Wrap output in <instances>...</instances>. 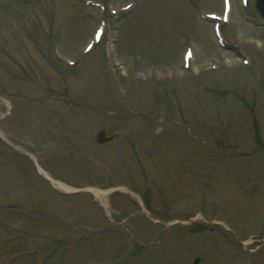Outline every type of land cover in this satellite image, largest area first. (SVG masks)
<instances>
[{"label":"rangeland","instance_id":"374dc122","mask_svg":"<svg viewBox=\"0 0 264 264\" xmlns=\"http://www.w3.org/2000/svg\"><path fill=\"white\" fill-rule=\"evenodd\" d=\"M13 1L16 0H0V24H4L7 19L4 7L10 5L13 13V7L17 6ZM17 1H20L22 5L20 16L23 18H20V22L15 24L13 28H11V24L6 25L5 28H0V55L3 57V59L0 57V92L5 96L12 95L15 105L22 100L27 102L26 104L24 103V106H20L10 119L2 118L0 127L6 133L12 134L13 139L17 142L26 140L32 146L37 145L39 148L44 147L46 143L48 144L47 141L50 139L48 138V133L52 130H57L56 137L51 135L54 137L52 141L60 147L61 151L59 154H65L68 157L60 166L58 164L55 165L56 170L60 174L66 176L73 172L72 174L75 173L77 176L76 180L82 181L79 183H86L87 180L90 181L92 178L95 182L101 181L97 176L93 175L94 173L91 172L87 165L83 164V159L79 156H85L91 152L89 151L91 150V144L87 140L99 129H104L109 135H113L116 138L115 146L111 145L110 149L105 151L103 148H98L99 159L103 161L108 162V160H111L110 151L112 147H114L113 150L119 148L120 145H124V141L127 139L138 143V139L142 135H153L156 140L154 141L155 148L156 150L158 149V152L166 148L171 151L172 146V148H175L174 150L179 149L178 151L184 154V157L188 160V166L193 164L196 169L211 168L208 171L206 170L204 174L200 173L203 170L198 172L200 174L198 177L200 182H208L210 180L209 182L215 184L218 178L223 176L222 173H226V175H231L236 181V187H233V189H237L238 193L242 190L241 184L245 185L241 175H238L240 172L236 174L239 171L238 167L256 166L258 161L263 162V156L258 155L257 157L254 156L250 162L252 164L249 165L246 162L250 158L244 157V154L242 155L246 151L239 152L241 149L247 151L256 150V139H260L264 143V55L261 54L264 46V21L254 8V0H250L247 8L241 5L240 0H232L231 25L228 26L226 37L230 43L239 41V49L233 45H227L226 49L217 46L211 31L212 24L201 17L203 12L214 11L221 13L222 0H141L138 10L132 16L128 17L125 15L126 18L128 17L125 20H122V16L117 18L116 24H119L118 43L114 49L127 66L126 72H124V69L114 70L115 77L120 84H113L112 79L108 81V75L105 72V55L103 57L99 56V58H97L98 55L91 58L80 57L78 51L98 24L94 19V15L97 13L96 8L92 9L89 6H85L80 0ZM127 1L116 0L115 2L112 1V4L115 7ZM232 32L234 33L232 34ZM51 33L54 34L55 38L52 49L57 48L69 58H81V66L67 70L64 86L57 84L58 81L55 78L49 79V72L52 73L54 71L49 68L43 58L46 52H52L51 47L47 49L45 46L46 38ZM190 41H192L191 45L195 49L197 58L193 67H196L197 70L212 62L218 63L220 60L225 61V59H227L230 66H238V64H241L242 58H249L254 67L251 72L247 69L236 74L220 72L210 77H204L206 86H212L214 90L220 92L215 98L200 89L196 90L193 86L197 85L190 81L166 88L162 86L156 87L152 85L153 83L142 82L144 79L145 81L156 80V78L164 79L163 73L170 74L174 67L183 70L182 53L184 46L182 45ZM249 41L255 42V46L251 45V47H248ZM258 45L261 53L258 51ZM45 70L48 71L46 75L48 76L46 77L48 88L40 89L27 79L30 76L29 73L41 75ZM99 72L107 82L101 79ZM152 77L154 79H151ZM38 81L43 84L42 80ZM121 82L125 84L128 88H126L127 90L122 88ZM218 87H224V90L218 89ZM64 88L80 104L79 109L68 111L64 109L66 106L63 103L48 99L49 95L56 94L55 91L57 89ZM225 88L235 92L234 94H238L239 98L243 99L244 102L251 103L250 106L253 107L252 110L256 113L255 120L252 119L253 116L249 108L237 104L225 94L227 92ZM44 95H47L46 102L32 103L28 101L30 97L35 98ZM119 96L127 100L126 106L128 109L124 103L121 106L117 101L116 98ZM142 108L154 111L158 118L161 119L162 125H160L159 119L152 120L146 118L147 116L140 118L138 115L136 117V114H133V111ZM4 110H6L5 105L0 101V118ZM105 111H108V113H104ZM181 114L187 118L184 123L187 132H181L182 136L178 135L173 141L169 133L176 134L177 125L182 124ZM170 123L174 124L171 126ZM195 129L206 140L197 134ZM165 133H167V137H165L166 135L164 136ZM184 135H187L188 138L184 137ZM87 142L89 144L88 147ZM3 143L0 142V202L4 201L6 203H1L0 206L19 204L22 209L33 208L32 211L35 210V213H41V215L58 213L71 217V213L75 212L77 220L84 223H92L93 215L88 212V207H92L89 199H78L79 201L76 200L78 202L75 203L73 200L57 198L48 189V185L43 182L35 185L28 183L26 185L23 182L24 178L15 172V170H18V166L14 165L15 170H13L12 166L8 164V161H10V155L8 154L11 153H9ZM143 144L144 146H141L139 150L140 155H137L140 158L138 164L141 165L138 166L137 163H132V166L129 165V167L131 166L129 172L128 168L122 173L118 172V176L120 177L119 179L125 177L126 181L129 180L128 184L131 187L135 183L130 181V179H137L138 185L147 186L146 188L155 191L153 178L149 176L147 160H142L146 158L145 156L142 158L143 154H145V151L142 154V150L149 143L145 144L144 141ZM66 145L67 148H65ZM149 148L153 147L150 145ZM212 149H226L227 151H223L226 153V158L221 153H212V151L215 152ZM66 150L74 153V155H69L70 153L66 152ZM35 151V153L40 154L38 150ZM16 152L23 156L15 153L14 156L17 160H21L20 158L27 160L26 155L24 156L19 151ZM192 159L195 160L193 163ZM76 160L79 162V168L68 170L70 168L66 167L65 164L71 166L74 161L77 162ZM211 170L212 172H210ZM246 170L247 168L243 170L242 176L245 175ZM176 172L177 170H175ZM218 183L215 192L222 198L221 210H217L214 207L208 208L207 211L213 216L226 218L230 211L227 212L228 210L223 207L232 192V186L227 184L225 180ZM9 186L15 187L10 188ZM251 188L253 189L254 187H247V191H251ZM135 190L139 189L135 188ZM167 190L160 189L161 193H164L165 199L167 193L170 194V197L174 196V194L181 197L189 193L190 185L184 179L183 181L177 180L170 186L168 192ZM207 190L209 195L210 192L213 194V189L207 188ZM13 191L16 192L12 197L11 194H7ZM139 191L144 194L141 190ZM238 193H235L234 202L240 200ZM243 193L244 191L239 194ZM246 195L244 193V196ZM186 196L188 197V195ZM149 199L151 200V198ZM123 204L120 208L126 211V206ZM243 207L244 205L240 200L237 208L235 207V210H232L233 212L231 213L236 215V211L238 212ZM247 208L248 206H246ZM22 213V211H11V216L4 217V221L24 226V229H30L31 226H35L38 229L44 224L40 229L46 227V230H44L46 235L49 236L41 237L38 240L41 243L53 241L59 230L67 231V233L71 231L76 234L74 232L75 224L68 219H62L61 223L63 226L60 227V222L56 220H52L54 223L44 219L40 221L29 220L28 222L27 220H21L19 218L23 216L19 214ZM259 213L254 212L253 216H250L251 213H249L250 217L246 215L243 220L248 218L252 222L254 220L253 217L259 218L261 215ZM233 218L240 230L245 229L241 226H247L249 225L248 223H251L247 219V222L241 224V222L238 223L237 218L232 216ZM37 222H40L41 225L32 224ZM3 225L5 224L0 223V227ZM133 226L136 227L137 238L144 243L155 242L162 234L156 228L149 225L144 226L142 221L135 222ZM261 227L264 228V226ZM197 230L202 234L205 233V238L207 239L204 243L200 241L199 243L207 250H214L211 243V235L209 237V233L204 231L205 226L199 227ZM0 234H2L1 229ZM76 236L78 240L85 239L84 233ZM109 237L93 240L95 248L92 243L89 249L86 248L88 244L84 240L83 244L72 249H66L59 255L55 254V250H53V254L50 251L48 252V257L37 253L32 254L31 257L38 260L37 264H64V261H70L68 264H82L87 261V257L92 255H96L98 258L102 256L101 259L105 258L103 255L112 257L117 254L113 246L120 243V237L116 235ZM71 238L76 239L75 237ZM181 238L183 239V237ZM162 239L163 242L159 246L167 244L166 248L174 249L172 248L173 246H168L170 242L166 241L167 234H164ZM91 241L92 239L88 240V242ZM37 245L38 243L33 246ZM49 245L51 248L54 247L52 243ZM180 245L184 247V250L189 251L187 256H183L182 252H177L174 254L175 256L173 255V261L164 259L162 262L155 261L153 264H189L193 256L202 253L196 249L197 246L194 248L195 251L191 252L192 247L184 240H182ZM225 247L229 248L230 245L227 244ZM105 248L108 249L104 250ZM6 249L8 247L1 248L0 254L4 253ZM9 249H12V247ZM102 249L106 251L103 252L104 254L100 252ZM152 250L156 251V249ZM89 251L94 252L91 253ZM83 258L87 259L82 260ZM26 260L28 261L27 263L21 264H29L30 261ZM30 264H35V262H30Z\"/></svg>","mask_w":264,"mask_h":264},{"label":"snow or ice","instance_id":"6c2138e0","mask_svg":"<svg viewBox=\"0 0 264 264\" xmlns=\"http://www.w3.org/2000/svg\"><path fill=\"white\" fill-rule=\"evenodd\" d=\"M189 55H190V53H189Z\"/></svg>","mask_w":264,"mask_h":264}]
</instances>
